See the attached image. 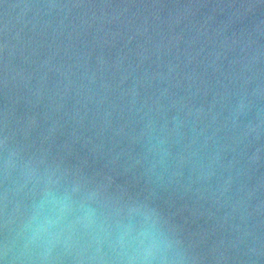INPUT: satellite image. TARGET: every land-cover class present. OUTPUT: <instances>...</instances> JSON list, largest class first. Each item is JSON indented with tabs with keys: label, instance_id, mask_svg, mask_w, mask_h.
<instances>
[{
	"label": "water",
	"instance_id": "1",
	"mask_svg": "<svg viewBox=\"0 0 264 264\" xmlns=\"http://www.w3.org/2000/svg\"><path fill=\"white\" fill-rule=\"evenodd\" d=\"M48 186L154 212L181 264H264V0H0V264H111L26 242Z\"/></svg>",
	"mask_w": 264,
	"mask_h": 264
},
{
	"label": "clouds",
	"instance_id": "2",
	"mask_svg": "<svg viewBox=\"0 0 264 264\" xmlns=\"http://www.w3.org/2000/svg\"><path fill=\"white\" fill-rule=\"evenodd\" d=\"M79 231L90 235L98 251L110 249L111 264H181L180 250L154 212L133 207L120 218H110L88 200L45 187L25 224L26 242L40 244L47 253L50 245Z\"/></svg>",
	"mask_w": 264,
	"mask_h": 264
}]
</instances>
